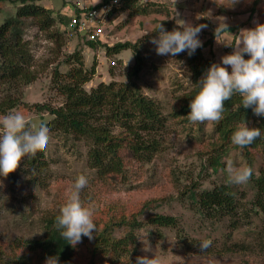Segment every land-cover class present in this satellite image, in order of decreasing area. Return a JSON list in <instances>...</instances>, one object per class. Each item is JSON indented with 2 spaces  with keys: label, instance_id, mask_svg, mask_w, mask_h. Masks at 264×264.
<instances>
[{
  "label": "rangeland",
  "instance_id": "374dc122",
  "mask_svg": "<svg viewBox=\"0 0 264 264\" xmlns=\"http://www.w3.org/2000/svg\"><path fill=\"white\" fill-rule=\"evenodd\" d=\"M80 1L82 6L94 3V0H41L39 4L53 8L58 18L59 12L73 15L79 6L76 2L78 4ZM150 2L158 6L148 5L149 13L146 15H130V10H116L105 24V34L99 39L101 43L112 46L118 42H135L152 33L161 20L177 24L180 19L194 26L205 25L198 35L202 44L225 25L235 26L237 29L234 31H221L218 38L214 37V55L210 56L214 63H221V57L232 53L233 47L218 43L217 39L232 43L241 29L264 23V0H236L235 3L232 0H176L175 4L174 0H138L142 5ZM20 3L21 0H0V24L16 13ZM71 31L72 27L67 21L64 24L57 21L50 29L43 30L33 20H27L24 37L31 50L32 70L36 79L25 84L20 79L0 75V103L7 102L11 97H19V102L21 99L24 101L15 109H7L0 117L10 112H20L32 122L51 119L49 113L34 110L31 103L59 105L63 101L64 97L51 84L53 70L59 67L61 71H68L71 65L65 60L77 49L82 51L87 68L94 63L96 66V73L85 85L86 89L90 90L101 82L128 80L127 71L135 63L132 49L108 56L105 47L98 45L91 48L84 44L78 33L73 34L75 30ZM150 41L149 52L144 50L148 63L137 82L143 93L162 105L168 117L162 152L151 161H144L129 156V151L125 150V172L112 179L96 175L95 170L89 167L87 145L83 140L75 139L73 135L51 132L47 146L49 167L43 172L41 183L31 180L22 160L15 170L17 181L12 182L10 175L0 176V264H12L10 244L14 240L44 235L43 219L58 213L67 189L80 174L89 181L81 192V199L95 206L93 219L102 217L105 211L117 213L120 210H124L128 216L138 214L142 219L154 213L177 217L179 225L176 228L145 225L137 233V237L145 239L146 243L148 241L162 264H264V223L257 211H251L249 219L241 222L233 231L232 239L228 240V243L237 241L246 244L250 248L248 250L206 254L182 242L184 236L180 235L199 240L211 239L222 245L225 232L232 231L229 219H207L188 197L193 187L201 190L211 188L213 184L229 183L224 171L227 159H232L237 166L243 164L253 169V175L246 184L232 185L238 196H245L248 209L255 210L249 201L255 194V178L264 168V147L258 151L254 149L251 155H247L243 149H229L222 158L223 166L215 172L209 170L205 162L212 153V144L217 142L213 123H193L188 116H173L180 96L190 89L185 90L187 85L190 86L186 60L180 54L157 55L155 45ZM205 51L209 56V49ZM228 70L231 71L230 66ZM125 230L123 226L115 232L120 236ZM137 241L140 256L153 254L145 253L142 250L143 242L138 238Z\"/></svg>",
  "mask_w": 264,
  "mask_h": 264
},
{
  "label": "trees",
  "instance_id": "16d2710c",
  "mask_svg": "<svg viewBox=\"0 0 264 264\" xmlns=\"http://www.w3.org/2000/svg\"><path fill=\"white\" fill-rule=\"evenodd\" d=\"M39 1L41 0H21L16 13L9 15L0 24V75L6 74L13 80L20 79L25 84H30L36 79L35 71L32 70L31 50L24 37L27 20H33L45 30L50 29L57 21L61 24L67 21L69 24L72 17L70 14L59 12L60 16L57 18L53 8L39 4ZM148 5L158 6L154 2L142 5L138 0H123L121 6L115 8L111 14L116 10H130V15H146L149 13ZM94 6L100 5H92ZM75 13L79 14L80 9L76 8ZM161 23L166 30L177 27V24L169 20H161ZM235 29V26H226L223 31ZM73 31V34L78 33L85 45L91 48L98 45L105 47L108 56L120 54L124 49H132L135 63L127 71L128 80L101 82L90 90L86 89L85 85L96 73V66L94 63L91 68H87L82 51L77 49L65 60L71 65L68 71H61L59 67L53 70L51 84L53 89L64 97L63 101L59 105L49 102H35L31 105L38 113H49L52 116L48 121H43L47 123L50 133L73 135L75 139L83 140L87 145L89 167L95 170L96 175L113 179L125 172V150L129 151V156L136 159L151 161L164 147L168 117L163 112L162 105L155 98L143 93L137 82L148 63V42L157 36L158 32L146 34L135 42L124 41L109 46L102 44L99 39L90 38L77 27L72 28L71 32ZM215 36L216 33L192 55L187 51L180 53V56L185 58L190 73V86L187 85L185 90L188 87L190 89L180 96L178 107L173 113L175 118L187 117L191 111L189 103L193 95V84H196L214 63L210 55H214L212 46ZM206 48L209 49V56L206 54ZM240 101L238 94L233 95L230 100L225 101L224 118L219 123L212 122L217 142L212 144V153L205 162L209 170L215 172L223 166L222 158L229 149H243L247 155H251L254 149L258 151L264 147V116L254 115L251 108L244 109ZM22 102L23 99L19 102V97H11L7 102L0 103V115L7 109H15ZM242 118L249 122V127L261 130V137H257L250 146L244 148L233 145L230 139L236 124ZM22 163L26 166L24 169L31 180L41 183L44 177L42 174L49 167L47 148L38 152L34 158H22ZM9 175L12 182L17 181L15 171ZM254 189V197L249 202L255 210H249L245 204V196H238L236 188L230 183L213 184L211 188L201 190L191 188L188 197L190 196L197 210L207 219H229L232 231L225 232L224 244L218 245L217 241H214L211 247L203 252L199 247L202 239L180 235L184 236L182 242L189 248L206 254L250 249L246 244L237 241L228 243V240L232 239L233 231L241 222L249 219L251 211L260 213L264 223V168L255 178ZM57 214L43 219V236L14 240L10 244L12 264H45V259L49 256H58L59 264H135L136 257L140 256L137 241L139 229L145 225L171 228L179 225L177 217L170 214L154 213L142 219L138 214L128 216L124 210L117 213L105 211L102 217L94 219L97 226L94 238L89 240L82 237V242L72 247L55 228ZM123 226L126 228L124 234L117 235L116 229Z\"/></svg>",
  "mask_w": 264,
  "mask_h": 264
},
{
  "label": "clouds",
  "instance_id": "9594fccd",
  "mask_svg": "<svg viewBox=\"0 0 264 264\" xmlns=\"http://www.w3.org/2000/svg\"><path fill=\"white\" fill-rule=\"evenodd\" d=\"M235 2L232 0V3ZM98 3L100 0H94L92 5ZM107 10L102 8L93 15L102 17ZM204 27L178 19L177 27L168 31L160 22L154 29L158 35L150 42L155 45L157 55L176 56L184 51L192 55L202 46L198 35ZM221 31L223 29L216 30L217 37ZM217 41L232 46L233 52L222 56L221 63L211 64L199 81L193 84L188 119L193 123H219L224 118L225 101L237 94L241 97L240 103L244 109L251 108L254 115L264 116V23H256L254 28L241 29L232 43L222 39ZM245 54L248 55L247 59ZM228 66L231 67L230 72ZM49 133L46 122H32L20 112H10L0 117V176L7 177L14 172L22 158L31 159L38 152H43L48 146ZM257 137H261V130L249 127V122L242 118L230 139L233 145L244 148L250 146ZM224 171L228 182L237 185L246 184L253 175L251 167L243 164L237 166L232 159H227ZM32 172L34 175V170ZM88 183L85 175H78L67 189L64 202L55 216V228L72 247L82 242V237L92 240L97 231L93 219L95 206L81 199V192ZM137 238L143 242L142 250L145 253L153 252L148 241L146 243L145 239ZM211 245V239H204L199 247L203 252ZM45 264H59L58 256L46 257ZM135 264H162V260L153 252L151 256H137Z\"/></svg>",
  "mask_w": 264,
  "mask_h": 264
},
{
  "label": "built area",
  "instance_id": "2783aa9c",
  "mask_svg": "<svg viewBox=\"0 0 264 264\" xmlns=\"http://www.w3.org/2000/svg\"><path fill=\"white\" fill-rule=\"evenodd\" d=\"M122 1L118 0V2L114 3L113 0H100V3H98L100 6L94 7L91 6L92 4L82 6L81 1L78 4L76 2V5H79L77 8L80 9V13L72 15L69 26L72 28L77 27L79 31L86 33L92 39H100L105 34V24L112 15V11L120 7ZM102 8L108 9L102 17L93 15V13H98Z\"/></svg>",
  "mask_w": 264,
  "mask_h": 264
},
{
  "label": "crops",
  "instance_id": "0c3cea01",
  "mask_svg": "<svg viewBox=\"0 0 264 264\" xmlns=\"http://www.w3.org/2000/svg\"><path fill=\"white\" fill-rule=\"evenodd\" d=\"M227 26H229V25H227ZM223 28H224V27H223ZM224 32H228V31H224ZM229 32H230V31H229ZM216 37H217V36H216ZM216 37H215V38H216ZM217 38H218V37H217Z\"/></svg>",
  "mask_w": 264,
  "mask_h": 264
}]
</instances>
